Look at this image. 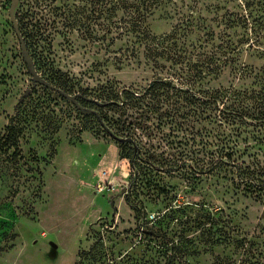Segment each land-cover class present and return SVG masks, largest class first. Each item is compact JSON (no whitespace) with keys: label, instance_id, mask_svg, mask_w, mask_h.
<instances>
[{"label":"rangeland","instance_id":"obj_1","mask_svg":"<svg viewBox=\"0 0 264 264\" xmlns=\"http://www.w3.org/2000/svg\"><path fill=\"white\" fill-rule=\"evenodd\" d=\"M10 2L0 0V264H264V201L215 159L229 151V163L264 170V118L234 121L236 103L205 109L191 93L235 89L264 112V0L159 1L142 39L107 32L106 0H18L35 70L57 87L101 103L111 88L148 100L153 81L168 85L150 107L88 103L134 133L138 154L32 81Z\"/></svg>","mask_w":264,"mask_h":264},{"label":"trees","instance_id":"obj_2","mask_svg":"<svg viewBox=\"0 0 264 264\" xmlns=\"http://www.w3.org/2000/svg\"><path fill=\"white\" fill-rule=\"evenodd\" d=\"M159 1L161 2L160 4L164 2V0H106L105 11L108 14L107 32H111V30L115 28V29H120V32L118 33L119 35L129 36V35L134 34L136 37L140 39H142L141 37L150 38V33L146 26V19H147V16L152 12L154 6H156L157 2ZM118 11H122V15L119 16L118 20H112L113 18L118 17L117 16ZM26 46H27V43H26ZM170 55H171V58L179 57L176 52H171ZM207 64L211 66V63L207 62ZM206 68H204L203 70L205 74L213 70V68L211 67L210 70L206 71ZM57 88H60V87H57ZM167 89H168V85L166 83H163L162 81H159V80L153 81V83L146 90L147 92L149 91L151 97H147L148 100H146L144 97H142V96L146 97V92H144L142 96H137L134 94L133 91H129L127 89H122L121 92H119L117 90H114V88H111L109 92L107 93L108 95L106 99H104V101L101 103L97 101L98 99L96 97L95 98L84 97L80 95L79 93H69L65 91L64 89L62 90L69 94H75V100L79 105L94 110V112L86 113V115H90V114L94 115L99 119V121L101 117L103 122L107 123V125H104L105 131L108 134L109 133L112 134L114 138L115 137L125 138L126 140L122 142L127 141L128 143H130L132 145L133 151H135L133 153L138 154L137 152L138 146H136L135 142L133 141V138L130 135L133 132L131 133L130 131H126L125 129L116 130L112 128L111 125L116 123L117 119H114V117H111L108 115L101 114L95 108L88 106V103L92 105H97L103 108L106 106L117 107L120 104L129 106L131 108H141L143 106L150 107L152 106L151 103L159 104L162 102L161 100L156 99L155 98L156 96L160 98L161 96L166 95L168 97L169 91ZM191 93H193V96H194L193 98L195 99V102L203 106L205 109L207 105L218 104L224 99L229 102L225 108H228V106H232L231 103L233 102L236 103L232 106L233 109L232 108L230 109L231 112L234 114L233 116L234 121H236L239 118H245L247 117V115L251 116L250 119L256 120L257 122H259L260 119L264 118V112L256 110V109H253L254 111L252 112L251 110L252 104L248 105L247 103H245L241 97L242 92H239L235 89L228 91L227 88H224V89L218 88V89H214L210 91V89L203 88V89H198L197 92H191ZM196 93H201V96L197 97ZM238 103L243 104L242 108L240 106L238 107ZM123 132H127V135L126 134L123 135ZM15 138L16 137H14V140ZM15 143H16V140H15ZM224 147H225V144L223 143L221 145V149ZM217 158H220L221 162H223L225 165L235 164L239 172L237 175V178L239 179L240 183L244 185L246 190L254 194L256 198H260V200L264 201V170L262 168H260L258 165H251V164L244 165V163L243 165H239L238 163H235V161H231L229 163L231 159V153L229 151L220 150L219 154L216 156L215 159ZM93 248L94 246L91 247L89 251L87 250V251L82 252V254L84 256L88 255V253L92 251ZM216 259L217 260L211 264H223L218 257ZM224 264H229V263H224Z\"/></svg>","mask_w":264,"mask_h":264},{"label":"water","instance_id":"obj_3","mask_svg":"<svg viewBox=\"0 0 264 264\" xmlns=\"http://www.w3.org/2000/svg\"><path fill=\"white\" fill-rule=\"evenodd\" d=\"M17 2H18V0H11L8 11H9V16H10V19L12 21V25H13L15 34L17 35V38H18L19 43H20V50H21V54H22L23 60L26 63L27 70H28V72L31 75L32 81L34 83H41L43 85H46L48 87H51V88L59 91L62 95H64L70 101H72L76 105V107L78 109H80L82 112H84V113L94 112V110H92L90 108L83 107V106L79 105L76 102V100H75V94H69V93L63 91L62 89L57 88L53 84L49 83L46 79L41 77V75L35 70L33 60H32V58H31V56L29 54V51H28L27 46H26V43L24 42V39H23V37H22V35L20 33V30H19V27H18V23L16 21L15 15H14V9H15V7L17 5ZM28 92H29V89H27L24 94H27ZM19 99L21 100L22 97H20ZM110 135L113 136L112 134H110ZM115 138L120 140V141L126 140L125 138H120V137H115Z\"/></svg>","mask_w":264,"mask_h":264}]
</instances>
